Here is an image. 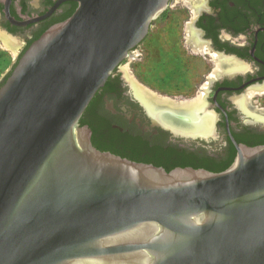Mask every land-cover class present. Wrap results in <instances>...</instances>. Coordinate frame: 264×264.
Returning <instances> with one entry per match:
<instances>
[{"label": "water", "instance_id": "95a60500", "mask_svg": "<svg viewBox=\"0 0 264 264\" xmlns=\"http://www.w3.org/2000/svg\"><path fill=\"white\" fill-rule=\"evenodd\" d=\"M77 2L0 84V264H264V145L166 171L79 124L169 0Z\"/></svg>", "mask_w": 264, "mask_h": 264}, {"label": "flooded vegetation", "instance_id": "af4514ba", "mask_svg": "<svg viewBox=\"0 0 264 264\" xmlns=\"http://www.w3.org/2000/svg\"><path fill=\"white\" fill-rule=\"evenodd\" d=\"M77 6V0H0V46L16 50L13 65ZM180 6L187 19L178 20L176 27L187 39L185 46L215 66L196 92L202 93L203 114L211 120L209 133L192 137L154 122L121 64L95 93L79 124L90 129L91 142L100 151L165 170L217 172L232 163L235 144L264 145V101L249 97H264V0H169L162 13L167 21ZM177 97L183 96L168 99Z\"/></svg>", "mask_w": 264, "mask_h": 264}, {"label": "rangeland", "instance_id": "374dc122", "mask_svg": "<svg viewBox=\"0 0 264 264\" xmlns=\"http://www.w3.org/2000/svg\"><path fill=\"white\" fill-rule=\"evenodd\" d=\"M180 7L173 11L171 21L162 14L120 66L124 67V75L134 86H141L162 97L183 96L176 99L190 100L198 98L200 93L196 92L206 85L205 77L213 72L215 66L207 60L210 59L208 56L196 54L188 45L185 46L187 39H181L176 27L178 20L187 19L186 10ZM15 55L16 50L0 46V81L12 68ZM257 94L250 93L249 97L253 95V100L263 102L264 97Z\"/></svg>", "mask_w": 264, "mask_h": 264}, {"label": "bare ground", "instance_id": "6f19581e", "mask_svg": "<svg viewBox=\"0 0 264 264\" xmlns=\"http://www.w3.org/2000/svg\"><path fill=\"white\" fill-rule=\"evenodd\" d=\"M132 87L134 95L154 122L187 136H206L209 133L211 120L208 114H203L201 93L196 99L174 100L159 96L141 86ZM167 101L173 103L171 107L165 106Z\"/></svg>", "mask_w": 264, "mask_h": 264}, {"label": "trees", "instance_id": "16d2710c", "mask_svg": "<svg viewBox=\"0 0 264 264\" xmlns=\"http://www.w3.org/2000/svg\"><path fill=\"white\" fill-rule=\"evenodd\" d=\"M224 169H222V170H219V171H217V172H221V171H223ZM166 171H170L169 169H166Z\"/></svg>", "mask_w": 264, "mask_h": 264}]
</instances>
